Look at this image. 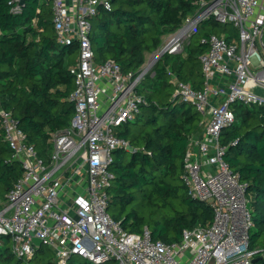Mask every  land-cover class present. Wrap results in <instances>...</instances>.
I'll use <instances>...</instances> for the list:
<instances>
[{"label": "built area", "instance_id": "built-area-1", "mask_svg": "<svg viewBox=\"0 0 264 264\" xmlns=\"http://www.w3.org/2000/svg\"><path fill=\"white\" fill-rule=\"evenodd\" d=\"M8 3L17 7L20 0ZM195 4V11L160 50H181L183 40L209 18L235 31L229 39L213 32L202 38L208 45L199 56L202 88L171 74L174 95L203 115V132L190 138L183 156L181 180L189 197L211 207V222L184 228L179 241L166 243L153 239L146 227L140 233L127 232L111 217L107 188L113 177V151L129 146L115 130L140 112L143 98L135 89L147 69L141 67L132 77L111 59L94 61L90 18L100 5L109 7L108 0H51L57 40L76 45L69 94L74 113L69 126L54 134L44 159L11 112L0 110L4 139L22 168L0 201V235H9L15 254L31 255L37 247L35 237L53 251L55 264H66L71 255L94 263L113 259L117 264H253L256 250L249 246L253 221L246 185L225 161L226 147L219 137L234 120L232 104L264 105V0ZM72 183L79 189L68 194L66 187Z\"/></svg>", "mask_w": 264, "mask_h": 264}, {"label": "trees", "instance_id": "trees-1", "mask_svg": "<svg viewBox=\"0 0 264 264\" xmlns=\"http://www.w3.org/2000/svg\"><path fill=\"white\" fill-rule=\"evenodd\" d=\"M196 0H108L90 18L94 61L111 59L121 72L135 77L145 53L157 50L163 35L175 32L196 9ZM0 0V110L10 111L37 154L47 159L54 134L69 126L74 105L69 99L74 74V45L57 40L51 0H23L17 7ZM210 30L181 50L164 52L154 63L152 78L144 75L136 86L143 98L135 119L117 126L115 133L132 150L116 148L107 210L127 232L147 228L153 239L179 241L184 228L207 225L212 209L187 195L181 180L183 156L191 137L201 136L203 115L174 95L171 74L200 89L204 83L199 56L210 32L235 36L230 24L209 18ZM198 29V27H197ZM234 120L220 131L219 140L233 172L246 185L253 225L249 246L256 250L253 264H264V105H231ZM0 125V201L20 177ZM0 264H55L53 251L40 245L31 255H17L9 236L0 235ZM71 255L66 264H76ZM117 264L113 259L100 263Z\"/></svg>", "mask_w": 264, "mask_h": 264}, {"label": "rangeland", "instance_id": "rangeland-1", "mask_svg": "<svg viewBox=\"0 0 264 264\" xmlns=\"http://www.w3.org/2000/svg\"><path fill=\"white\" fill-rule=\"evenodd\" d=\"M205 21L206 20L202 21L199 24L198 29H197V32L193 35L194 36V39L199 38L201 36L202 32L207 31V30L209 31L211 29L210 26L205 23ZM175 32H172V33L168 34L167 36L164 37V39L168 38V36L174 34ZM187 40H188V38L187 39H184L182 44L183 45L186 44ZM73 49L75 50L74 53H73V55H75V58H74V60H75L76 59V56H77L76 45H74V48ZM159 51H160V47L157 50L151 52L150 54H147L146 59H145V62L142 65V68H145L146 67V69H147L146 72H145V75L148 74L150 78H152V76H153L152 68H153L154 63L151 66H150V64H151V61L156 56V53H158ZM72 65L70 67H72ZM193 109L195 110V107H193ZM82 168H83V166L81 167V169ZM0 240L2 242V241H4V238H0ZM9 240H10V237H9ZM84 261H85V259L83 257L78 256V255H75L74 256V262L76 264L83 263Z\"/></svg>", "mask_w": 264, "mask_h": 264}, {"label": "water", "instance_id": "water-1", "mask_svg": "<svg viewBox=\"0 0 264 264\" xmlns=\"http://www.w3.org/2000/svg\"><path fill=\"white\" fill-rule=\"evenodd\" d=\"M22 2H23V0H20V3H22ZM165 51H166V47L161 48V50H160V51L158 52V54L156 55V57H155L153 63L157 62L158 59L160 58V56H161ZM185 103H186V102H185ZM187 104H188V103H187ZM127 149H128V150H132V148H131L130 146H128ZM5 236H9V235L7 234V235H5ZM33 243H34L37 247L40 246V245H42L41 240H40L39 238H35V237L33 238ZM255 260H256V258H253V259H252V262L254 263Z\"/></svg>", "mask_w": 264, "mask_h": 264}, {"label": "crops", "instance_id": "crops-1", "mask_svg": "<svg viewBox=\"0 0 264 264\" xmlns=\"http://www.w3.org/2000/svg\"><path fill=\"white\" fill-rule=\"evenodd\" d=\"M168 34H170V33H167V34H165V35H163V42H164V37L165 36H167ZM151 52H146L145 53V59H146V56H147V54H150ZM75 61H76V59H75ZM212 82H214V83H216L217 82V80H216V78H212ZM79 189V187L78 186H76V184H69L67 187H66V192L69 194V193H74L75 191H77Z\"/></svg>", "mask_w": 264, "mask_h": 264}]
</instances>
